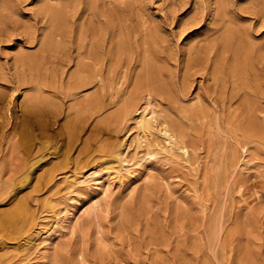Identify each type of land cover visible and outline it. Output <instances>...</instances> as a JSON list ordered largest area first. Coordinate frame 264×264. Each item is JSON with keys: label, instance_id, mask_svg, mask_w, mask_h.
<instances>
[{"label": "rangeland", "instance_id": "obj_1", "mask_svg": "<svg viewBox=\"0 0 264 264\" xmlns=\"http://www.w3.org/2000/svg\"><path fill=\"white\" fill-rule=\"evenodd\" d=\"M224 1L229 19L248 36L252 46H264V0ZM87 2L77 0V18H90ZM95 2L103 10L98 12L100 20L104 19L107 10L114 16H139L146 20L149 29L156 30L161 39L165 78L178 88L185 71L187 51L206 46L208 56L207 70H190L192 81L187 91L176 97L164 93L160 101L161 108L171 106L179 111L195 94H199L196 109H208L206 127L196 119L187 123L192 135L189 141L195 145V158L199 162L191 166L183 161L161 162L153 167L146 184L138 183L131 192L124 190L123 186L115 189L110 197V221L105 219L109 233L102 264H235L240 248L248 250L253 264H264V151H250L248 158L255 167L241 174L242 154L237 143L242 135L234 133L227 124L231 118L243 117L246 100L253 103L257 109L255 121L263 134L260 139L264 150V62H260L257 53L253 52L254 67H247L244 92L234 89L236 84H233L230 73V66L234 64L229 54L222 62V73L217 80L208 79L214 55L207 52L219 37L221 25L214 16V0ZM21 7L23 19L32 18L37 2L21 0ZM13 38L19 41L20 36ZM11 44L1 42L2 51H10L8 46ZM236 83L240 86L241 80ZM13 89L15 97L11 99L13 103L8 115L0 109V188H4L0 192V264H32L39 263L42 247L27 248L24 239L32 236L39 225H45L59 207V201L63 200L53 196L52 201H48L52 191H41L34 196L32 190L36 177L44 172L52 173L55 176L49 184L51 186L53 181L75 171L87 173L114 165L110 161L112 149L123 148L129 132L125 127L107 126L101 121L102 115H91L88 111L67 116L65 100L39 107V117L45 128H23L19 123L28 112L19 105L21 91ZM91 154H94V162H89ZM42 155L47 161L36 162L32 169H28L32 161ZM219 157L225 158V173L222 183L214 187L211 175L204 177V173L211 172ZM31 178L34 180L30 183ZM59 185L64 187L66 183ZM146 186L157 188V201L152 209L156 225L145 229V221L141 220L119 230L115 217L119 205L135 204L137 195ZM64 191L65 188L61 192ZM19 202L29 206V210L10 220L8 215ZM175 207L178 209L174 215ZM140 234H143V241L139 240ZM162 234H167L171 244L162 239ZM129 239L139 240L138 252L128 245ZM64 240L73 247L80 244L81 237L76 232ZM84 243L88 254L92 253L91 227Z\"/></svg>", "mask_w": 264, "mask_h": 264}, {"label": "bare ground", "instance_id": "obj_2", "mask_svg": "<svg viewBox=\"0 0 264 264\" xmlns=\"http://www.w3.org/2000/svg\"><path fill=\"white\" fill-rule=\"evenodd\" d=\"M36 2L33 17L23 19L21 0H0V43L12 42L8 46L10 51L3 52L0 46V109L8 115L13 103L11 99L15 97L14 87L21 91L19 105L28 112L19 123L23 128H45L39 117V107L65 100L67 116L81 111L102 115L101 121L107 126L125 127L129 135L123 148L112 149L110 161L114 165L87 173L75 171L53 181L51 186L49 184L55 176L52 173L44 172L36 177L32 190L34 196L41 191H52L48 201H52L53 196L63 200L59 201V207L45 225H39L32 236L24 239V244L28 245L27 248L42 247L39 263L32 264H102L109 233L105 219L110 221V197L115 189L123 186L124 190L131 192L138 183L146 184L153 167L161 162L183 161L189 166L199 162L187 128L188 122L196 120L206 127L208 109H196L199 94H195L179 111L171 106L161 108L160 101L164 93L176 97L188 90L192 81L190 70L208 69L206 46L187 51L185 71L178 88L165 78L161 39L156 30L148 28L146 20L139 16H112L107 10L104 19L100 20L98 12L103 10L98 8L95 0L87 2L86 10L91 13L88 19L76 17L77 0ZM213 9L221 25L219 37L207 52L214 55L208 79L217 80L222 73V62L229 54L234 64L230 66L233 84L238 85L236 81L241 80L240 86L235 85L234 89L244 92L247 67H254L253 52L257 53L260 62H264V46H252L248 36L229 19L224 0H214ZM15 35L20 36L19 41L13 38ZM245 103L243 117L227 121L234 133L242 135L237 143L242 154L241 174L255 167L248 158L250 151H264L260 139L263 134L255 121L257 109L250 101ZM93 160L94 154H91L89 162ZM46 161L42 155L32 161L28 169H32L36 162ZM217 162L211 172L204 173V177L211 175L214 187L222 183L225 173V158L219 157ZM29 180L31 183L34 178ZM60 183L66 185L63 187ZM1 191L4 188H0ZM156 191L157 188L146 186L137 195L135 204L121 203L115 216L117 228L124 230L141 220L145 221V229L156 225L152 216ZM28 207L19 202L8 215L9 219L29 210ZM177 209L173 208L174 215ZM90 227L94 251L88 254L84 237ZM76 232L80 234V244L69 247L64 239ZM162 235V239L169 240L167 234ZM139 236L143 241V234ZM139 240H128L135 252L139 251ZM235 264H253L246 248L239 249Z\"/></svg>", "mask_w": 264, "mask_h": 264}]
</instances>
